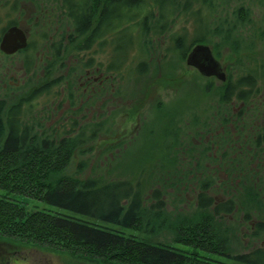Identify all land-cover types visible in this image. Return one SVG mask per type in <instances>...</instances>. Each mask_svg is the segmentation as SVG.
<instances>
[{
	"label": "rangeland",
	"instance_id": "rangeland-1",
	"mask_svg": "<svg viewBox=\"0 0 264 264\" xmlns=\"http://www.w3.org/2000/svg\"><path fill=\"white\" fill-rule=\"evenodd\" d=\"M191 1L143 0L127 30L132 43L120 59L111 52V36L105 46L79 52L85 37L71 44V30L62 34L59 16L48 22L59 0H18L15 10L1 3L0 40L11 21L24 27L27 48L12 55L0 48V99L7 93L9 102L17 103L56 83L54 95L27 107L30 127L38 132L41 123V133L50 136L65 129L76 140L81 130L95 134L73 150L58 178L100 186L140 184L146 207L138 231H116L149 246L180 247L175 242L184 229L212 218L209 228L227 246L220 261L238 264L235 258L264 249V0ZM199 45L211 49L225 81L188 65ZM52 46L61 57H52ZM93 57L98 68L93 77L103 88L97 100L92 98L97 87L89 88L83 69ZM112 64L119 69L110 74ZM242 78L255 80L249 102L222 108L223 86H237ZM246 170L252 171L243 178ZM204 191L215 205L232 203L234 214L217 218L213 208L202 210ZM154 193L161 196L160 214L150 211L157 205ZM27 210L60 213L41 200L30 201ZM6 250L13 252L8 259ZM1 251V264H106L12 238L0 237Z\"/></svg>",
	"mask_w": 264,
	"mask_h": 264
},
{
	"label": "trees",
	"instance_id": "trees-1",
	"mask_svg": "<svg viewBox=\"0 0 264 264\" xmlns=\"http://www.w3.org/2000/svg\"><path fill=\"white\" fill-rule=\"evenodd\" d=\"M17 1L11 4V0H0V4L4 2L15 10ZM142 1L59 0V6L54 9V18L48 22L54 19V23L59 16L57 24L64 28L62 34L68 33L65 29L71 30V44L85 37L79 52H87L97 44L105 46V39L111 36L115 45L111 52L114 55L117 53L115 57L120 59L124 55L122 50L132 43L127 30L130 22L139 16ZM41 6L44 7V4ZM48 22L44 24L49 25ZM11 25L16 24L10 21L7 28ZM49 51L53 58L61 57L56 46L48 48ZM95 61L93 57L83 64V69L88 71L89 88L97 84L93 77L98 70ZM25 62L28 73L32 74L33 61L27 58ZM115 67L119 69V66L112 64L108 72L113 74ZM101 82L103 86L106 84L104 80L99 84ZM254 84L255 80L251 78H242L237 86L232 82L225 84L219 104L223 105L222 108L231 103L242 106L243 102H249V97L255 92ZM56 88V83L48 84L35 89L31 96L17 103L9 102L7 93L0 99V237L57 250L65 248L74 256L106 264H224L220 258L225 256L227 246L219 243V234L209 228L208 223L213 221L212 218L203 226L184 229L175 242L180 247L149 246L139 242L133 235L127 238L122 231H116L118 227L138 231L140 213L146 207L140 184L126 181L100 186L96 183L79 184L75 180L69 183L62 177L58 178L59 171L67 168L73 150L81 147L85 141L92 140L95 134L92 131L89 136L81 130L76 140L68 137L70 133L65 129L52 131L50 136L49 133H41V123L37 125L39 134L37 129L30 127L27 107L43 97L54 95ZM100 88L94 91L93 100H97L98 95L103 96V88ZM75 126L71 125L72 131L77 132ZM97 129L95 127L96 135ZM251 171H242L240 175L244 178ZM206 188L201 187L200 191ZM203 194L207 197L205 191ZM160 197L154 193L153 200L157 201V205H150L153 213L160 214L163 211V206L158 202ZM33 200H41L48 207L60 210V213L29 212L27 208ZM199 204L202 210L213 208L212 216L217 218H225L236 210L232 203L215 205L214 200L208 197L204 202L201 199ZM235 262L264 264V249L241 255L235 258Z\"/></svg>",
	"mask_w": 264,
	"mask_h": 264
},
{
	"label": "water",
	"instance_id": "water-1",
	"mask_svg": "<svg viewBox=\"0 0 264 264\" xmlns=\"http://www.w3.org/2000/svg\"><path fill=\"white\" fill-rule=\"evenodd\" d=\"M0 48L8 55L27 48V36L18 27H11L3 36ZM188 65L194 67L205 77L215 76L217 79L225 81V71L221 68L214 57L211 49L205 46H197L187 59Z\"/></svg>",
	"mask_w": 264,
	"mask_h": 264
},
{
	"label": "flooded vegetation",
	"instance_id": "flooded-vegetation-1",
	"mask_svg": "<svg viewBox=\"0 0 264 264\" xmlns=\"http://www.w3.org/2000/svg\"><path fill=\"white\" fill-rule=\"evenodd\" d=\"M11 27H13V26H10V28H8V29H11ZM20 29H22V31L23 32H25V29H24V27L22 26V27H20ZM26 33V32H25ZM3 36H4V34L1 36L2 38H1V40H0V43H1V41H2V39H3ZM6 249H8V248H6ZM13 248H11V250H12ZM2 250V249H1ZM6 256L4 255V252H0V255H3V256H5V258L6 259H8V256H10V254H13V252H11L10 250L8 251V250H6ZM3 259V257H0V261ZM1 264V263H0Z\"/></svg>",
	"mask_w": 264,
	"mask_h": 264
}]
</instances>
